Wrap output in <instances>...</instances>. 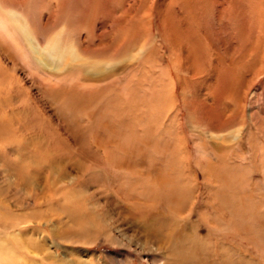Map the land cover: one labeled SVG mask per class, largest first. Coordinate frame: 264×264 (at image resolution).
Masks as SVG:
<instances>
[{
  "label": "rangeland",
  "instance_id": "obj_1",
  "mask_svg": "<svg viewBox=\"0 0 264 264\" xmlns=\"http://www.w3.org/2000/svg\"><path fill=\"white\" fill-rule=\"evenodd\" d=\"M103 29L99 17L64 32L71 43L103 50L84 56L82 69L52 79L62 87L57 93L32 75L44 59L35 45L46 42L22 41L26 61L11 46L14 60L0 53V229L16 228L10 236L29 244L30 264H264V73L257 77L264 47L254 50L232 29L237 73L220 115L235 116L223 126L200 116L219 77L210 47L190 78L174 65L169 71L170 50L155 18L147 41L140 34L121 42L115 29ZM155 40L163 56L150 51ZM59 60L65 70L81 62ZM90 72L110 75L87 80ZM171 72L180 75L176 102L166 87ZM199 132L208 147L202 156L193 137ZM186 163L188 176L181 171ZM184 227L190 256L174 248ZM2 237L0 255L17 264ZM157 239L169 255L155 250Z\"/></svg>",
  "mask_w": 264,
  "mask_h": 264
},
{
  "label": "bare ground",
  "instance_id": "obj_2",
  "mask_svg": "<svg viewBox=\"0 0 264 264\" xmlns=\"http://www.w3.org/2000/svg\"><path fill=\"white\" fill-rule=\"evenodd\" d=\"M128 1L129 3L132 2L130 4L131 6L138 4L134 16L130 15L131 6L129 8L125 6ZM99 17L104 28L103 32L108 28L115 29L121 42L125 41L127 37L129 40L138 38L140 34H144V40L147 41L153 30V18H155L164 44L163 47H165L164 49L170 50V55L167 56L169 71H173L171 65H174L180 72L189 73L190 78L196 77L195 74L198 71L197 65H200L205 59L204 55L206 50L210 47L216 57L214 70L219 77H216L214 86H211L213 89L209 91L211 104L206 106L204 114L201 112L200 116L203 119L207 118V120H212V123L216 125L223 124V126L225 125L224 123L230 122L235 116L234 112L225 119L220 115V105L223 98H232L234 90L230 86V83L237 73V68L234 67L236 51L230 44L233 38H235V34H232V29L237 26L239 28L238 34H240V38L245 39V44L251 41V46L254 50L255 48L257 50L262 46L264 47V0H0V53L1 55L2 53L9 54L10 59L14 60L15 56L9 53L11 46L26 61L27 59L25 57L29 55L30 59V54L23 48L25 42L22 41H26L27 44H31L32 41L41 42L43 40L46 42L47 44L43 49H39L35 45L36 52L42 55L44 59L43 68L36 64L32 75L38 79L46 80L43 86L47 91L57 93L62 90V87L52 79L75 68L82 69L81 64L83 63L82 58L84 56L87 58L94 54V52H101L103 50V47L93 48L90 45L89 47H84L80 43H71L64 36V32L72 33L73 29L78 25H92ZM56 27H60V29L58 32L53 33ZM67 45H69V48H67ZM151 45L154 47L150 51L162 55L163 49L157 47L156 40ZM222 46L224 51L221 53L220 49ZM108 49L115 50L116 47L114 45L108 46L106 50ZM65 55L72 57L74 60L78 59L81 61L80 64L73 65L66 70L61 68L59 66V59H62ZM262 56L264 58V52ZM191 72L193 73L191 74ZM263 73L264 66L257 73V77ZM109 75L97 76L90 72L85 78L87 80L99 81L108 78ZM179 78L180 75L171 72L167 82L168 85H166V87H169L170 94H168L172 97L173 102H176ZM0 82L4 83L3 80H0ZM234 96L233 98H235ZM185 97H182V101L188 107L190 101L186 102ZM228 99L225 101L228 102ZM59 104V108H61V102ZM198 109L202 111L200 106L196 107V111ZM193 137L197 154L198 156H202V154L206 153L208 147L200 136V132L197 135L194 133ZM40 146L44 153H47L46 150L50 147L46 141H40ZM51 150L52 152H56L54 148ZM48 152L50 151L48 150ZM24 163L26 164L27 162ZM22 165L24 166V164ZM188 167V163H186L183 169H181L184 176L185 174L187 176L190 174ZM213 168L206 167L204 169H208L211 172ZM17 170L20 169L18 168ZM85 170L90 176L94 174L88 167ZM14 181L15 183L17 182L15 179ZM187 189L189 188L187 187ZM150 225L153 226L151 234L158 236L159 224L154 226L155 222L152 220ZM15 229L14 226L1 227L0 236H3L2 239L7 244H11L12 251L16 252L20 257L17 264H30L29 254L31 250L29 249V244L22 243L16 234L10 236V232H13ZM183 229L185 233L179 244L175 241L174 248L178 252L177 246H179V253L182 256H190L193 251L191 234L188 232L187 227ZM154 245L155 250L163 249L162 254L165 256L169 255L170 251L162 246L159 239L155 241ZM1 255L0 264H6L5 257L2 258ZM7 264H11V262Z\"/></svg>",
  "mask_w": 264,
  "mask_h": 264
}]
</instances>
